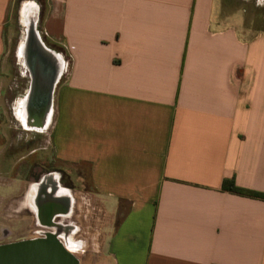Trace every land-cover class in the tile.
<instances>
[{"label":"crops","instance_id":"obj_1","mask_svg":"<svg viewBox=\"0 0 264 264\" xmlns=\"http://www.w3.org/2000/svg\"><path fill=\"white\" fill-rule=\"evenodd\" d=\"M24 3L41 20L19 51L54 75L31 74L15 117L47 141V176L110 217L103 264H264V198L223 186L264 193V31L226 0ZM5 174L0 198L24 206L29 179Z\"/></svg>","mask_w":264,"mask_h":264},{"label":"rangeland","instance_id":"obj_2","mask_svg":"<svg viewBox=\"0 0 264 264\" xmlns=\"http://www.w3.org/2000/svg\"><path fill=\"white\" fill-rule=\"evenodd\" d=\"M24 1L17 0L12 11L10 26L6 32L7 49L2 64L0 65V150L4 146V160L0 161V171L6 172L5 176L9 182L14 176L29 179L30 182L38 183L47 176L49 171L47 156L38 151L32 153L33 147H40L47 141L43 140L40 133H29L20 126L15 117V108L24 90L30 82L31 72L28 71L26 63L19 56V46L26 35V26L22 22L21 7ZM233 9L234 15L238 17V25L249 32L264 31V0H226ZM42 14V10L40 11ZM33 16L37 24L41 18L38 12H34L29 6L26 7L25 18ZM66 62L63 63L65 70L68 69ZM52 66L54 65L51 63ZM50 65V63H49ZM53 68L50 72L41 70L40 76L54 75ZM61 83L65 78L63 71ZM60 85V84H59ZM58 89V88H57ZM44 145V146H45ZM45 151V150H44ZM2 153V155L4 154ZM42 176L40 177V174ZM41 178V179H40ZM66 183V182H65ZM35 185V184H34ZM33 185V186H34ZM73 201V217L68 219L69 223L79 229L76 238L83 241L82 249L75 254L79 264H103L99 252L102 251L103 239L110 229V217L105 214L101 219L94 214V202L87 196L83 189L71 187ZM22 194L19 192L13 196L0 198V244L26 240L46 239L49 229L43 228L27 204L20 203ZM20 199V200H19ZM72 210L69 215L72 214Z\"/></svg>","mask_w":264,"mask_h":264},{"label":"water","instance_id":"obj_3","mask_svg":"<svg viewBox=\"0 0 264 264\" xmlns=\"http://www.w3.org/2000/svg\"><path fill=\"white\" fill-rule=\"evenodd\" d=\"M0 264H79L62 244L46 239L0 245Z\"/></svg>","mask_w":264,"mask_h":264},{"label":"bare ground","instance_id":"obj_4","mask_svg":"<svg viewBox=\"0 0 264 264\" xmlns=\"http://www.w3.org/2000/svg\"><path fill=\"white\" fill-rule=\"evenodd\" d=\"M26 4L27 3H23L22 7H21V11H20V14H21V18H22V22L24 23V25L26 26L27 29H31L33 24H34V20H33V17L30 15L28 19L25 18V11H26ZM25 42H23V44H21V47H20V51H19V56L20 58L24 61V63L26 62V65L28 66L34 80H36L37 78V75L39 74L38 71L34 68V66H32L30 64V61H29V56L27 54V51H26V47H25ZM29 61V62H27ZM18 104V107H22V105L25 104L24 100H20ZM17 110H19V114H18V118L23 120L25 122V116L24 114L22 115L21 112H20V109L18 108ZM56 177V176H54ZM53 176H47L45 178H43L40 182L36 183L35 188H36V192L40 189H42L43 187V184L47 183V182H50L52 184V194L53 196H55V194H58L59 190L61 189H64L62 188L59 184H58V180L57 178H54ZM33 188V186H32ZM32 188H30V190L28 191L27 195H26V199H25V204H27L28 208H30V210L38 217V220L41 222L40 224L41 225H44V226H48L50 228H54V230H56V232L54 233H48L47 236L48 238H46V240H49V241H55V242H58L60 244H62L69 252H71L73 255H75V253L69 248L67 242L61 240V233L60 232V228H63L65 225L62 224V221L58 224V223H55V217L56 216H62V215H68L69 216V213L71 211V208H72V205H73V201H72V197L71 195H69L68 193L66 194V199H67V203H66V209L62 212H60L59 210H55L49 217H48V220H45V221H42V215H41V212L40 210H38L36 207H35V212H34V209L32 207V204L30 202V196L32 194ZM50 189V188H49ZM33 203V202H32ZM58 203H60L57 198L55 197H50L49 201L47 202V204H49L51 207L53 206H57ZM69 218V217H68ZM80 247V245H79ZM74 250V249H73Z\"/></svg>","mask_w":264,"mask_h":264},{"label":"flooded vegetation","instance_id":"obj_5","mask_svg":"<svg viewBox=\"0 0 264 264\" xmlns=\"http://www.w3.org/2000/svg\"><path fill=\"white\" fill-rule=\"evenodd\" d=\"M40 182V181H39ZM62 183L65 184V181L62 179ZM43 188L39 190V192H36V188L35 186H33L32 188V194L29 197L30 198V202L32 204V207L34 209L35 212V207L40 210L41 215H42V221L48 220V217L55 211V210H59L60 212L64 211L66 209V203H67V199L66 194L67 192L64 189H60L58 194H55V196H53L52 194V184L50 182H47L45 184H43L42 186ZM50 188V189H49ZM50 197H55L57 198V200L60 202L58 203L57 206H53L51 207L49 204H47V202L49 201ZM20 200V199H19ZM33 202V203H32ZM90 204H93L94 202V214L96 216V218L99 217V219H101V215L104 214V212L102 211V209L98 206V204L96 203V201L94 199H91ZM73 209V206L71 208V210ZM30 212H32L31 210H29ZM33 213V212H32ZM34 214V213H33ZM73 210H72V214L68 215H62V216H56L55 217V223H60L62 221V224L65 225L63 228H60V232L61 233V240H63L64 242L66 241L69 248L76 254L77 252H79L82 247H83V241L82 240H78L76 238V235L79 231V229L75 230V227L72 226L68 219L73 217ZM34 216L37 218L38 223H41L38 220V217L34 214ZM69 217V218H68ZM41 227L43 228H47L49 229L48 233H54L56 232V230H54V228H50L48 226H44L41 225ZM47 233V234H48ZM26 240H34V239H26ZM20 241H24V240H20ZM15 242H19V241H15ZM10 243H14V242H10ZM9 244V243H6ZM3 245V244H0ZM80 245V247H79ZM74 249V250H73Z\"/></svg>","mask_w":264,"mask_h":264},{"label":"trees","instance_id":"obj_6","mask_svg":"<svg viewBox=\"0 0 264 264\" xmlns=\"http://www.w3.org/2000/svg\"><path fill=\"white\" fill-rule=\"evenodd\" d=\"M223 186H224V189H226V190H230V191H233V192L242 194V195H247V196H251V197L264 198V193L237 187L235 185L234 180H226L224 182V185Z\"/></svg>","mask_w":264,"mask_h":264}]
</instances>
